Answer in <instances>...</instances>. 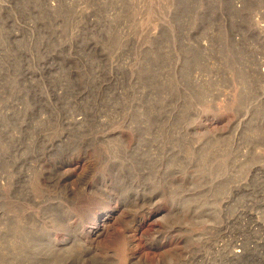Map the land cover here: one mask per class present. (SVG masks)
I'll use <instances>...</instances> for the list:
<instances>
[{
	"label": "rangeland",
	"instance_id": "1",
	"mask_svg": "<svg viewBox=\"0 0 264 264\" xmlns=\"http://www.w3.org/2000/svg\"><path fill=\"white\" fill-rule=\"evenodd\" d=\"M0 264H264V0H0Z\"/></svg>",
	"mask_w": 264,
	"mask_h": 264
},
{
	"label": "bare ground",
	"instance_id": "2",
	"mask_svg": "<svg viewBox=\"0 0 264 264\" xmlns=\"http://www.w3.org/2000/svg\"><path fill=\"white\" fill-rule=\"evenodd\" d=\"M78 123V122H77ZM144 218V217H143ZM134 230V229H133ZM238 249H241V248H238ZM242 249H243V247H242ZM242 251V250H241ZM235 252V251H234ZM245 252V251H244ZM238 253V252H237ZM240 253V252H239ZM234 255H236L237 256V254H234ZM239 255H241V254H239ZM242 256V255H241ZM244 257V256H243Z\"/></svg>",
	"mask_w": 264,
	"mask_h": 264
}]
</instances>
